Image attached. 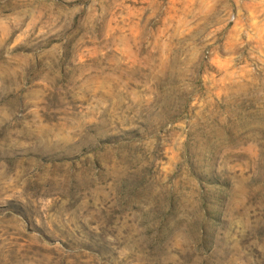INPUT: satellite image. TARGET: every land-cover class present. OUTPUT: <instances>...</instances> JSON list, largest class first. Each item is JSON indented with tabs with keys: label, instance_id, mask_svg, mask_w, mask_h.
<instances>
[{
	"label": "rangeland",
	"instance_id": "1",
	"mask_svg": "<svg viewBox=\"0 0 264 264\" xmlns=\"http://www.w3.org/2000/svg\"><path fill=\"white\" fill-rule=\"evenodd\" d=\"M0 264H264V0H0Z\"/></svg>",
	"mask_w": 264,
	"mask_h": 264
}]
</instances>
